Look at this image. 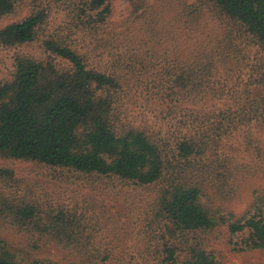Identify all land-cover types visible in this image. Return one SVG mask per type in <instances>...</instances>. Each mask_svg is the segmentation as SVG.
<instances>
[{
    "label": "trees",
    "instance_id": "16d2710c",
    "mask_svg": "<svg viewBox=\"0 0 264 264\" xmlns=\"http://www.w3.org/2000/svg\"><path fill=\"white\" fill-rule=\"evenodd\" d=\"M111 3L0 0V20L30 8L0 28V48L17 51L0 81V162L88 183L96 208L20 195L0 168V264H61L35 257L48 246L64 264H226L215 242L264 253V188L234 210L244 183L264 178V94H253L264 88V0H132L117 28ZM34 44L38 55L20 51ZM140 101L156 123L132 114ZM143 219L145 246L123 241Z\"/></svg>",
    "mask_w": 264,
    "mask_h": 264
},
{
    "label": "rangeland",
    "instance_id": "374dc122",
    "mask_svg": "<svg viewBox=\"0 0 264 264\" xmlns=\"http://www.w3.org/2000/svg\"><path fill=\"white\" fill-rule=\"evenodd\" d=\"M132 0H112V13L110 18L108 19V25L110 28H117L122 25L123 21L129 16L130 8H131ZM30 14V8L27 4H23L19 7L17 13L13 16L6 17L0 20V28L5 27L11 23L20 21L27 17ZM60 16L59 14L55 15ZM22 53L26 54H35L38 55L40 53V47L38 44H34L31 46H25L20 49ZM17 51L8 50L5 48H0V81L7 82L12 78V72L14 71L13 63H14V55ZM263 89V90H262ZM254 88L253 94L256 96H261L264 94V88ZM214 106V108L223 109L225 107V101L221 100H211L207 106ZM137 108V111L132 113L133 115H137L139 118L145 117V120H148L150 123H156V118L147 113H142V102L134 106ZM257 137L261 141V145L264 148V132L256 133ZM0 168H11L15 177L19 180L18 186L19 188L14 187V189H18L20 191V195H25L31 199L37 200L39 202H43L46 205H50L53 203L54 205H65L66 207L73 208L75 206H80V209L86 207H93L96 210L94 205L87 202L94 193L91 190L90 184H87L86 188H82L80 184H69L71 185H63L65 183H58L55 181H51L48 173L45 169L33 164L26 162H0ZM255 187L264 188V178L263 176L255 179L249 178L248 181L244 183L242 188L243 197L240 201L234 204V210L238 213H242L245 208L248 206L251 200V189ZM0 190H5L3 185H0ZM10 192L11 190L8 189ZM122 191V193H138V194H146L144 190H131L128 187L121 186L117 184L115 186L114 192L118 193ZM7 192V193H9ZM149 219V218H146ZM143 219V221L137 222L134 227L129 226L128 230L125 232V236L122 239L123 241H127L130 245H135L137 242L141 243L145 246L146 236L149 231V222ZM110 229L104 228L102 230L98 229L96 233L97 239L96 244L99 245L100 242L109 237ZM10 239L17 243L21 241L20 238L10 235ZM213 249L221 252L224 255L226 264H264V253L263 252H250L244 255H235L230 254L227 250L225 242H215L213 244ZM65 252V251H64ZM62 250L54 247L48 246L42 253L37 254L35 257L38 259H50L55 262L64 264L67 255Z\"/></svg>",
    "mask_w": 264,
    "mask_h": 264
}]
</instances>
